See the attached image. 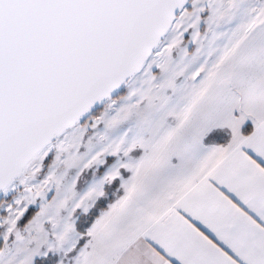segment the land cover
Returning <instances> with one entry per match:
<instances>
[{
    "label": "snow or ice",
    "instance_id": "obj_1",
    "mask_svg": "<svg viewBox=\"0 0 264 264\" xmlns=\"http://www.w3.org/2000/svg\"><path fill=\"white\" fill-rule=\"evenodd\" d=\"M0 264H264V0H0Z\"/></svg>",
    "mask_w": 264,
    "mask_h": 264
}]
</instances>
